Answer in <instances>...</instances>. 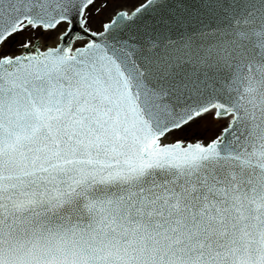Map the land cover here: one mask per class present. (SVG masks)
Segmentation results:
<instances>
[{
	"label": "snow or ice",
	"instance_id": "1",
	"mask_svg": "<svg viewBox=\"0 0 264 264\" xmlns=\"http://www.w3.org/2000/svg\"><path fill=\"white\" fill-rule=\"evenodd\" d=\"M0 264H264V0H0Z\"/></svg>",
	"mask_w": 264,
	"mask_h": 264
}]
</instances>
